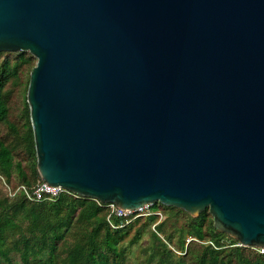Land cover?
I'll return each instance as SVG.
<instances>
[{"label": "water", "instance_id": "95a60500", "mask_svg": "<svg viewBox=\"0 0 264 264\" xmlns=\"http://www.w3.org/2000/svg\"><path fill=\"white\" fill-rule=\"evenodd\" d=\"M1 51L36 58V168L104 203V264L112 223L156 202L264 248V0H0Z\"/></svg>", "mask_w": 264, "mask_h": 264}, {"label": "trees", "instance_id": "16d2710c", "mask_svg": "<svg viewBox=\"0 0 264 264\" xmlns=\"http://www.w3.org/2000/svg\"><path fill=\"white\" fill-rule=\"evenodd\" d=\"M35 62L28 51L0 52V264H104L94 229L103 202L66 190L34 198L42 180L26 90ZM109 235L118 264H264V251L217 231L208 208L192 216L156 202L121 215Z\"/></svg>", "mask_w": 264, "mask_h": 264}, {"label": "built area", "instance_id": "2783aa9c", "mask_svg": "<svg viewBox=\"0 0 264 264\" xmlns=\"http://www.w3.org/2000/svg\"><path fill=\"white\" fill-rule=\"evenodd\" d=\"M62 191H65L61 187H50L46 185L43 181L37 184V186L32 191L34 193V198L37 200H43L44 198L55 199ZM28 194V193H27ZM32 196V195H31ZM260 252L264 251L263 247H258Z\"/></svg>", "mask_w": 264, "mask_h": 264}, {"label": "bare ground", "instance_id": "6f19581e", "mask_svg": "<svg viewBox=\"0 0 264 264\" xmlns=\"http://www.w3.org/2000/svg\"><path fill=\"white\" fill-rule=\"evenodd\" d=\"M109 207L112 209V211L115 212V214H119V213L123 212L116 206V204L113 201H110ZM126 211H128V210H126Z\"/></svg>", "mask_w": 264, "mask_h": 264}, {"label": "rangeland", "instance_id": "374dc122", "mask_svg": "<svg viewBox=\"0 0 264 264\" xmlns=\"http://www.w3.org/2000/svg\"><path fill=\"white\" fill-rule=\"evenodd\" d=\"M149 208V205H142L138 208H134V209H131L132 211H135V210H140V211H146L147 209ZM178 246V245H176Z\"/></svg>", "mask_w": 264, "mask_h": 264}, {"label": "crops", "instance_id": "0c3cea01", "mask_svg": "<svg viewBox=\"0 0 264 264\" xmlns=\"http://www.w3.org/2000/svg\"><path fill=\"white\" fill-rule=\"evenodd\" d=\"M27 197H30L31 195L30 194H26Z\"/></svg>", "mask_w": 264, "mask_h": 264}]
</instances>
